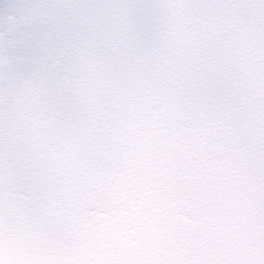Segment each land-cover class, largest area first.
Segmentation results:
<instances>
[{"label":"snow or ice","instance_id":"1","mask_svg":"<svg viewBox=\"0 0 264 264\" xmlns=\"http://www.w3.org/2000/svg\"><path fill=\"white\" fill-rule=\"evenodd\" d=\"M0 264H264V0H0Z\"/></svg>","mask_w":264,"mask_h":264}]
</instances>
